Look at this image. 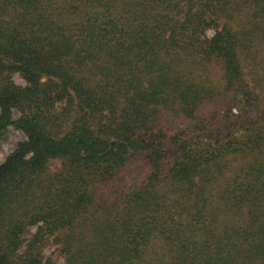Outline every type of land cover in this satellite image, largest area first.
Instances as JSON below:
<instances>
[{
	"label": "trees",
	"instance_id": "1",
	"mask_svg": "<svg viewBox=\"0 0 264 264\" xmlns=\"http://www.w3.org/2000/svg\"><path fill=\"white\" fill-rule=\"evenodd\" d=\"M9 127L0 264H264V0H0Z\"/></svg>",
	"mask_w": 264,
	"mask_h": 264
},
{
	"label": "rangeland",
	"instance_id": "2",
	"mask_svg": "<svg viewBox=\"0 0 264 264\" xmlns=\"http://www.w3.org/2000/svg\"><path fill=\"white\" fill-rule=\"evenodd\" d=\"M212 35H213V30H207L206 31L207 37H211ZM253 51H254V49H253ZM248 53H250V52L244 53V55L248 56ZM243 58L244 57L242 56V59ZM259 58H260V53L258 52L256 54V57H255L253 62H251L250 59L248 60V58H246V57L243 59V66L245 68V71L248 73L246 80H247V82H249L250 85H253L255 80H256L255 77H253L251 72L254 69H258L259 66H257L256 62L259 60ZM255 60H256V62H255ZM252 66H254V67H252ZM221 76L222 75H221V71L219 70V68L214 67L213 70L211 71L210 84H214L216 88L221 89V85H222ZM13 81L18 85H24L23 80L18 75L13 76ZM232 112H235V111L233 110ZM13 115H14V117H16L17 113L14 111ZM160 117L172 126L181 127V126H184L186 124V122L183 119L172 114V112H169V111L167 112L166 110L161 111ZM23 139H24V136L21 133V131H19L18 129H15L14 127L7 128L5 133L0 136V164L4 161V159L7 157V155L14 150L17 143L22 141ZM57 166H59V163L54 162L53 164L50 165L49 169L51 171H54L57 168ZM33 231H34L33 228L26 229L24 231V237H29L33 233ZM162 246L163 245L161 243L155 242V244L153 246L154 252H152V255H151L152 258H153V255H155L157 252H160V249L162 248ZM53 250H54L53 246L47 247L46 255L52 253ZM53 258L55 260V262H54L55 264H62L61 258L57 257L55 255V253H54Z\"/></svg>",
	"mask_w": 264,
	"mask_h": 264
}]
</instances>
